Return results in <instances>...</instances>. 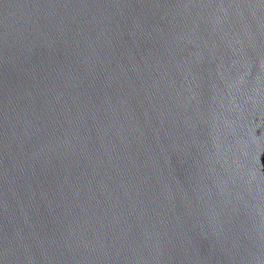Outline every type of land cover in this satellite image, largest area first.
Returning a JSON list of instances; mask_svg holds the SVG:
<instances>
[{"label": "water", "instance_id": "95a60500", "mask_svg": "<svg viewBox=\"0 0 264 264\" xmlns=\"http://www.w3.org/2000/svg\"><path fill=\"white\" fill-rule=\"evenodd\" d=\"M0 264H264V0H0Z\"/></svg>", "mask_w": 264, "mask_h": 264}]
</instances>
